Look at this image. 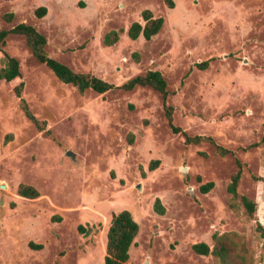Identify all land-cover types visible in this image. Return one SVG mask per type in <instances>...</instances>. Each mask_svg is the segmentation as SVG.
<instances>
[{
  "label": "rangeland",
  "instance_id": "1",
  "mask_svg": "<svg viewBox=\"0 0 264 264\" xmlns=\"http://www.w3.org/2000/svg\"><path fill=\"white\" fill-rule=\"evenodd\" d=\"M173 1L174 8L165 0H0V31L34 26L49 56L75 72L115 86L161 72L181 130L169 126L152 88L80 94L34 58L23 36L9 35L0 59L17 58L22 76L0 80V264H105L112 218L124 210L140 226L126 264H216L193 245L213 249V235L226 232L244 235L255 264H264L257 222L229 208L228 192L238 160L239 192L257 202L264 226V145L252 147L264 136V0ZM40 7L43 18L35 15ZM145 10L164 26L150 41H133L128 30L145 25ZM112 31L120 39L107 46ZM21 82L50 135L20 108ZM186 136L211 137L234 155ZM20 185L40 197L20 196ZM158 198L164 215L154 210Z\"/></svg>",
  "mask_w": 264,
  "mask_h": 264
},
{
  "label": "trees",
  "instance_id": "2",
  "mask_svg": "<svg viewBox=\"0 0 264 264\" xmlns=\"http://www.w3.org/2000/svg\"><path fill=\"white\" fill-rule=\"evenodd\" d=\"M166 5L169 8H174L175 4L173 0H165ZM47 14V8L40 7L35 11V15L38 18H43ZM13 14L5 16L7 22H11ZM142 18L145 25L139 22H135L128 30V36L131 40H137L141 35L145 40L150 41L154 36L160 33L164 26L163 18H156L150 10H145L142 14ZM9 35L23 36L26 43L31 50L34 58L40 63L46 65L55 76L65 84H70L76 88L80 94H84L87 90H93L99 94H105L115 88L122 89L124 91H133L137 87H150L156 92L160 93L163 98L164 111L169 126L174 133H180L181 130L174 125V108L167 104V99L170 94L168 91V84L164 75L159 71H147L142 75H138L129 80L121 86H115L107 81H104L90 73H79L72 70L69 66L62 62L51 58L46 50L48 45L47 38L41 34L34 26L26 23L19 24L10 30L0 31V52L6 46L7 38ZM120 39V33L112 31L108 33L104 38V43L107 46H113ZM0 80L6 82H12L22 76L21 65L17 58L12 57L8 53H4V56L0 59ZM206 64H199L198 67L204 68ZM25 84L19 83L14 88L15 95L20 99V108L24 112L28 120H30L40 132L45 135H50V131L47 130V123L38 119L31 110L29 103L23 97ZM186 142L188 144L198 145L202 142H210L215 145L217 152L221 156L234 155V152L223 146L217 145L211 137L196 136L191 138L186 136ZM264 145V136L260 143L253 144L252 147H258ZM159 161H154L150 164L149 169L154 171ZM238 170L233 173L231 181L228 185V192L231 195L229 202V208L236 214L241 212L248 221H255L256 232L264 238V226L259 222L257 218L258 204L255 200L246 195H242L239 192V184L242 178L243 170L242 164L237 160ZM255 180H263L254 176ZM214 187V183L210 182L201 187L203 193H208ZM20 196L26 199H37L40 197V192L27 185H20L18 189ZM154 210L159 215H164L166 209L162 201L158 198L154 204ZM140 226L133 218L132 214L128 210H124L118 214H115L112 218L111 225L108 231L107 247L105 264H126L130 259V249L135 244V240L139 234ZM214 247H211L206 243H197L193 245V251L201 256L213 255L216 264H255V254L247 245V241L244 235H240L235 232L215 233L213 235ZM31 247L41 248V246H35L30 244Z\"/></svg>",
  "mask_w": 264,
  "mask_h": 264
},
{
  "label": "water",
  "instance_id": "3",
  "mask_svg": "<svg viewBox=\"0 0 264 264\" xmlns=\"http://www.w3.org/2000/svg\"><path fill=\"white\" fill-rule=\"evenodd\" d=\"M67 156L70 157L72 160H75V154L73 152H68Z\"/></svg>",
  "mask_w": 264,
  "mask_h": 264
}]
</instances>
